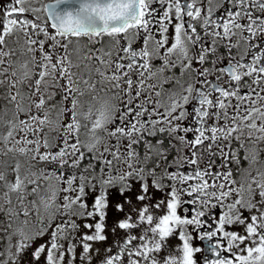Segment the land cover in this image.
<instances>
[{
	"label": "flooded vegetation",
	"instance_id": "af4514ba",
	"mask_svg": "<svg viewBox=\"0 0 264 264\" xmlns=\"http://www.w3.org/2000/svg\"><path fill=\"white\" fill-rule=\"evenodd\" d=\"M10 107L32 177L66 189L143 183L164 199L109 210L110 235L85 233L97 243L80 258L51 250L77 238L67 224L47 253L18 264H264V222L251 213L255 198L245 204L264 189V0H0V113ZM90 113L101 123L93 132L109 138L101 157L76 136L89 132ZM237 216L255 238L238 247L223 224ZM166 229L179 248L159 240Z\"/></svg>",
	"mask_w": 264,
	"mask_h": 264
},
{
	"label": "rangeland",
	"instance_id": "374dc122",
	"mask_svg": "<svg viewBox=\"0 0 264 264\" xmlns=\"http://www.w3.org/2000/svg\"><path fill=\"white\" fill-rule=\"evenodd\" d=\"M176 101V97L170 99V103L166 107L169 113L175 111ZM263 113L264 111L259 114L262 120L264 119V116L261 115ZM98 118V113L94 115L90 113L83 125L90 128L89 132L81 134V131H78L76 136L81 146L101 157L102 148L105 147L106 153H108L109 138L104 142L103 133L100 134L98 130L93 132L94 129H91L92 126L101 125L98 122ZM18 119L20 122L19 111L14 107L7 109L6 113H0V212L2 214L0 221L3 222H0V229L5 228L4 246L6 248L5 255L0 258V264H18L22 262L24 256L32 257L36 256V254L47 253L51 245L49 243L51 239H55L53 243L58 242L61 235L67 234V224H74L75 226L73 225L71 229L77 238L71 239L73 243L69 241L67 242L69 243L68 245L55 244L51 249L53 252L64 251L65 259L70 262L76 257L80 258L79 251L83 249L85 244L97 243L96 239L83 237L85 233L89 234V236H95V233L102 234L105 238L110 235L107 227L110 223L102 218L109 210L129 208L128 206L134 198L138 199V205L144 202L145 207L154 205L156 208L164 203L163 198H159L154 194H147L148 187L143 188V183H128L127 187L117 186L119 188L109 190L110 186H106L103 182L93 181V183L70 184L68 189H66L67 185L64 186L62 183L46 182L47 178H50L47 173L42 174V179L36 175L32 177L33 174L26 169L27 163L21 159V156L18 157L23 152L21 147L22 138H20L21 126H19ZM260 178L264 181V174L257 176L258 184L260 183ZM34 180L40 181V183L33 187L26 186L25 182L29 183ZM21 184L23 189H20ZM249 185H255L253 179L249 180ZM254 187L256 188V186ZM20 190L24 194L22 195L24 199L19 196L17 200V194ZM263 193L264 189L259 187V190H249V195L245 198L247 200L245 204L249 210L252 209L251 199L255 198L257 203L251 213L258 212L256 223L260 226L264 222V201L258 202L257 199L262 197ZM25 197L30 198L32 203L29 205L25 203ZM156 200L160 202L156 203ZM16 202H24L26 205L21 209L22 207L20 206L16 207ZM93 205L96 208L90 211ZM94 211L102 213L100 215L101 219L95 218V214L84 216L85 213ZM25 212L27 214H24ZM58 216L63 219L58 224L63 223L58 228H55L54 225H57V222L55 223L54 221ZM240 220L238 216L234 217L233 220H223V224L232 230L231 235L235 239L236 247L241 244L247 245L246 240L250 244L251 239H255L253 236H248L247 226H243ZM89 224L91 226H88ZM96 224H104V230L97 229ZM88 227H91V229H87ZM241 232L248 237L241 236ZM158 237L159 240L166 241L165 243L174 248L180 244L179 236L178 238L174 237L168 229L161 230ZM181 239L184 253L190 251L187 247L189 238L184 236V232ZM74 251H78L76 253L77 256H75ZM85 255L84 253L82 260H84ZM60 257H56V263L60 262ZM50 259L51 257L48 262H50ZM45 262L48 263L47 259Z\"/></svg>",
	"mask_w": 264,
	"mask_h": 264
}]
</instances>
